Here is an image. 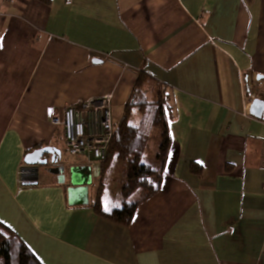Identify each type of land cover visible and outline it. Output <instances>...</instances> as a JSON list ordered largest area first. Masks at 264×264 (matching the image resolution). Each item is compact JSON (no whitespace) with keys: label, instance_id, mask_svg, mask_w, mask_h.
Segmentation results:
<instances>
[{"label":"crops","instance_id":"obj_1","mask_svg":"<svg viewBox=\"0 0 264 264\" xmlns=\"http://www.w3.org/2000/svg\"><path fill=\"white\" fill-rule=\"evenodd\" d=\"M140 72L169 93L172 142L161 189L122 225L95 205L133 199L104 200L106 166L70 155L47 109L112 93L117 124ZM257 75L264 0H0V222L42 264H264ZM50 146L64 179L21 173Z\"/></svg>","mask_w":264,"mask_h":264},{"label":"trees","instance_id":"obj_2","mask_svg":"<svg viewBox=\"0 0 264 264\" xmlns=\"http://www.w3.org/2000/svg\"><path fill=\"white\" fill-rule=\"evenodd\" d=\"M130 94L122 119L114 123L108 158L101 164L107 166L114 158L126 164L123 195L133 200H125L110 212L103 211L99 199L95 205L96 212L122 225H130L138 205L161 189V173L172 142L169 128L172 116L165 88L140 72ZM156 138L160 140L156 155L159 165L150 163L146 157ZM0 264L42 263L16 233L0 222Z\"/></svg>","mask_w":264,"mask_h":264},{"label":"built area","instance_id":"obj_3","mask_svg":"<svg viewBox=\"0 0 264 264\" xmlns=\"http://www.w3.org/2000/svg\"><path fill=\"white\" fill-rule=\"evenodd\" d=\"M112 100V93L78 100L66 105L61 115H57L51 107L47 109L50 120L61 127L64 144L70 155H89L96 164L107 160L114 135ZM96 169L100 170L99 167Z\"/></svg>","mask_w":264,"mask_h":264},{"label":"water","instance_id":"obj_4","mask_svg":"<svg viewBox=\"0 0 264 264\" xmlns=\"http://www.w3.org/2000/svg\"><path fill=\"white\" fill-rule=\"evenodd\" d=\"M94 63H102L100 59H93ZM258 80H264V76L257 75ZM249 112L254 117H259L264 120V99L256 98L253 100L250 105ZM49 156L50 159H49ZM25 173H36L38 172L39 166H50L53 165L49 169V173H55L59 175V178H63L61 172L65 169L62 165L60 166L58 163L62 159L61 151L53 146L50 147H41L32 152L27 153L25 156ZM71 178L72 183H74L75 178V170H71ZM64 179V178H63ZM64 181V180H63ZM61 179V183L63 182Z\"/></svg>","mask_w":264,"mask_h":264},{"label":"rangeland","instance_id":"obj_5","mask_svg":"<svg viewBox=\"0 0 264 264\" xmlns=\"http://www.w3.org/2000/svg\"><path fill=\"white\" fill-rule=\"evenodd\" d=\"M158 86L160 87L159 84ZM120 112L121 113L119 114H122V111ZM159 145H160V140L159 139L157 140V138L151 142L150 148L152 151V158L150 159L151 160L150 163L155 164L156 155L159 152L158 151ZM76 157H82V156H76ZM125 165L123 164V162L121 161L119 162L116 159H112L108 161L105 172L101 179V181L103 182L102 195H103L104 200H108V201L118 200V199L122 200V196H119L118 194L122 190V184L125 183L126 178H127ZM120 206L121 204L119 205V207Z\"/></svg>","mask_w":264,"mask_h":264}]
</instances>
